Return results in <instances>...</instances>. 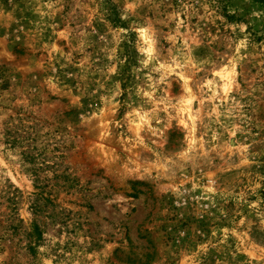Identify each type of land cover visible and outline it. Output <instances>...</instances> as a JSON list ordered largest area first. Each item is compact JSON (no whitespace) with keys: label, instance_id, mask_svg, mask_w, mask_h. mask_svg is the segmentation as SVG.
Segmentation results:
<instances>
[{"label":"rangeland","instance_id":"rangeland-1","mask_svg":"<svg viewBox=\"0 0 264 264\" xmlns=\"http://www.w3.org/2000/svg\"><path fill=\"white\" fill-rule=\"evenodd\" d=\"M0 264H264V0H0Z\"/></svg>","mask_w":264,"mask_h":264},{"label":"trees","instance_id":"trees-1","mask_svg":"<svg viewBox=\"0 0 264 264\" xmlns=\"http://www.w3.org/2000/svg\"><path fill=\"white\" fill-rule=\"evenodd\" d=\"M34 231H35V233H37V235H38V238H40V236H41V233L39 232V230L37 229V227H35V228H34Z\"/></svg>","mask_w":264,"mask_h":264}]
</instances>
